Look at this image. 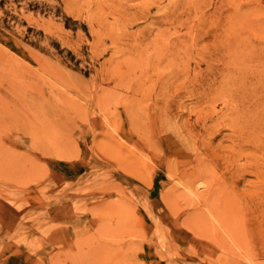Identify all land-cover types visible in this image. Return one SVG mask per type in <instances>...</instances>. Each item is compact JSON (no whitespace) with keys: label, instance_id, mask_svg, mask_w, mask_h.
Segmentation results:
<instances>
[{"label":"rangeland","instance_id":"rangeland-1","mask_svg":"<svg viewBox=\"0 0 264 264\" xmlns=\"http://www.w3.org/2000/svg\"><path fill=\"white\" fill-rule=\"evenodd\" d=\"M0 264H264V0H0Z\"/></svg>","mask_w":264,"mask_h":264},{"label":"bare ground","instance_id":"bare-ground-1","mask_svg":"<svg viewBox=\"0 0 264 264\" xmlns=\"http://www.w3.org/2000/svg\"><path fill=\"white\" fill-rule=\"evenodd\" d=\"M200 174V173H199ZM173 176V175H172ZM199 177V176H198ZM190 178V177H189ZM213 190V189H212ZM199 193V192H198ZM204 194H210V195H212L211 194V190H207ZM202 194H200V195H198V197L199 196H201ZM210 195H207V196H209L210 197ZM206 196V197H207ZM205 197V200L207 199V198H209V197H207L206 198ZM210 198H212V197H210ZM207 201V200H206ZM209 201V200H208ZM212 200H210V202H211ZM209 204V203H208ZM206 205V204H205ZM236 225V227H237V229H236V232H235V234L233 233L232 234V236H234L233 237V240H234V238H235V240H237L236 242L234 241V243H237V244H239V246H241L242 248H244V249H249L250 247H251V245H250V241H249V239H250V235L252 234L251 232H250V234H249V232L247 231V230H245V232L244 231H242L241 229H240V227L238 228V224H235ZM232 226V225H231ZM252 237V236H251ZM243 238V239H242ZM252 238H254V236L252 237ZM243 252H244V250H243Z\"/></svg>","mask_w":264,"mask_h":264}]
</instances>
